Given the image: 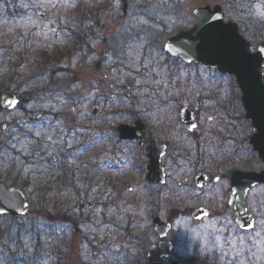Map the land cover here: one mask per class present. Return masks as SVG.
<instances>
[{
    "label": "snow or ice",
    "instance_id": "6c2138e0",
    "mask_svg": "<svg viewBox=\"0 0 264 264\" xmlns=\"http://www.w3.org/2000/svg\"><path fill=\"white\" fill-rule=\"evenodd\" d=\"M8 2L11 3V0ZM102 2L103 0H28L21 5L28 10L21 21L24 28L22 36L10 40L7 46L0 43V52L23 51L26 55L29 51H50L57 46L73 49L62 57L65 61L63 67L72 71L57 73L53 83L41 88L42 92H47L49 97L58 101H49L42 107H51L58 117L48 115L31 121L21 120L19 124L10 127L7 121L13 119V111L18 110L20 101L10 95L0 96V121H3L0 123V133L10 137L6 142L8 146L25 155H34L36 161H44L38 166L34 164L30 168H17V172L25 177L29 173L32 175L31 186L26 188L29 200H35L37 205L45 199L79 200L80 192L77 189L86 188L84 183H80L82 177L79 173L82 171L99 177L101 169L110 166V160H99L98 154H95L88 158V163L77 161L97 147L105 149L106 152L112 151L109 142L115 145L124 143L120 153L123 157L122 167L138 161L135 171L143 176L142 180L133 185H125L124 195H137L139 201L155 192L157 184L153 183L154 180L167 184V181L160 179L161 169L157 164L165 155L166 144H161L154 135L158 127L162 128L163 121L153 116L149 107L142 105H152V98L160 95L162 89L166 96L182 95L180 88H176L174 92L167 91L169 84L173 83V78L160 54L166 52L178 55L183 50L185 56L193 54L206 66L199 69L198 73L189 71V76L194 77L191 87L185 85L189 93L197 89L195 95H199V88H205L218 79H225L229 84L233 78L238 81L242 93L232 96V107L236 113L232 126L237 133L236 140L242 147L239 151L217 149L210 152L209 161L211 166L216 167L211 176L201 174L190 187H185L176 183L181 173L187 175L184 169H180L177 177L172 178L173 186L178 193H183L189 205H205L190 215L201 221L202 227L192 231L202 233L195 239L205 249L206 262L207 253H212V264H261L264 262V208L250 196L256 190L264 191L253 183L258 179L253 174L256 170L264 174V69L261 68L264 61L260 59L264 56V46H255L254 35L242 38L237 33L232 22L233 4L228 3L222 9L221 0H175L173 3H170V0H156L155 3L152 0H144L145 14L154 16L161 8L169 9V14L175 16V19L170 21L169 30L175 31L177 25H183L188 31L176 40L157 45L147 41L139 32H131L126 24H122L116 33L108 34L105 40V28L100 23L101 14L92 12ZM116 3L118 4L119 0H116ZM140 3L141 0H133L132 6H139ZM238 6L246 7L244 4ZM249 7L254 8L257 18L264 21V2ZM129 15L134 17L135 13ZM85 29L89 33L95 29V35H89L77 46L76 41L85 34ZM246 39L248 42H245ZM101 41H104L103 47ZM146 48L151 49L147 54ZM32 60L34 61L35 57H32ZM10 62L9 56L8 63ZM187 62L191 64L192 60ZM0 63L3 61L0 60ZM101 66L103 71L100 70ZM17 67L23 68V61ZM208 73H211V77ZM183 75L184 73L177 74L175 80H179ZM51 78L50 72H43L24 84H35L39 80L50 81ZM129 80L132 87L126 84ZM121 92L127 94L120 97ZM134 96L138 98L133 100ZM183 99L187 100L188 97ZM67 105L72 107L65 111ZM105 105L109 108L102 112ZM155 106L160 110L159 104ZM182 109L183 103L179 102L175 109L166 104L163 110H175L180 113ZM141 117L147 120V125L141 122ZM166 118L169 121L172 119L171 116ZM217 123L219 120L213 114L205 113L199 122L189 124L187 131L199 132L202 125H206L208 132L205 135H210L211 129ZM100 124L105 125L102 132L92 127ZM169 127L172 125L169 124ZM17 132L20 134L13 135ZM89 133H92L91 138L84 142V137ZM177 134L175 131L168 133L169 137ZM127 153L132 155L128 156ZM17 160L18 157L10 156L6 151L0 153V163L6 166L16 165ZM146 160L150 163L145 164ZM90 164L96 167L92 168ZM201 164L203 166V161ZM220 164L224 167L220 168ZM164 171L165 175H171L167 170ZM66 172V183H50ZM2 174H7V167ZM207 180H210V183L205 184L204 181ZM41 188L45 190L41 191ZM47 188L57 190L47 191ZM60 188L64 191H59ZM87 188V194L94 196L99 190V185H88ZM105 191L112 193L110 188ZM168 191H171V187ZM156 195L160 194L157 192ZM22 196L24 193H17L15 188L0 186V218H6L10 212H18L23 223L28 216L24 210L29 208V203L18 199ZM205 197L207 199H204ZM163 198L166 200L167 196ZM217 198L227 205L218 215L209 211L212 202ZM236 203L244 210L240 220L228 214L229 209ZM122 204L124 212H128L127 202L122 201ZM72 211L78 212L79 208L73 206ZM100 211L102 209H91L93 216L98 215ZM133 211L143 215L139 204ZM249 212L253 213L251 217L245 215ZM205 220L207 223H204ZM115 223L117 222L114 221ZM38 227H43L42 222H38ZM68 230L67 224L55 225L54 239L58 240L60 234ZM121 230L122 227L118 228L117 232ZM110 239L111 247L119 252L120 246L115 234ZM29 240L30 235L23 239L22 246L11 259L18 261V264H48V252L43 247L31 244ZM47 243L48 241H45V244ZM3 255V252H0V257ZM119 259L117 256L118 264ZM137 264H145V261L138 258Z\"/></svg>",
    "mask_w": 264,
    "mask_h": 264
},
{
    "label": "rangeland",
    "instance_id": "374dc122",
    "mask_svg": "<svg viewBox=\"0 0 264 264\" xmlns=\"http://www.w3.org/2000/svg\"><path fill=\"white\" fill-rule=\"evenodd\" d=\"M256 1L258 3L264 2V0ZM120 2L121 0H119V3L117 4L116 0H108L107 4L101 6L102 10H104L102 19L103 24H105L106 40L108 38V34L116 33V31L121 28L122 24H126L127 27H134V30L137 32H141L143 30L144 23H142V25L136 24L139 21L136 16L130 17L128 14V16L124 19L125 16L120 12ZM221 5L224 7L222 3ZM142 7H144V5L142 4L141 6V3L139 6L135 7L130 5L128 12L135 14L144 13ZM169 12V9L161 8L160 11L152 17V20L156 22L155 25H151L153 31L150 33L143 31L145 33L144 38L147 41L158 45L162 42H166L169 36H172L179 30L187 29L183 25H177L175 31H170L169 24L171 20L175 19V16L170 15ZM251 13L257 17L254 8L251 9ZM254 19L255 29L259 26V21L262 23L259 30L253 31L254 27L251 26L252 34L248 33V35H245L243 33V35L246 38H250L251 35H254L256 37V46L259 42L264 41V21H261L258 18V21L256 18ZM232 20L238 23V21L234 18H232ZM163 24H165V26ZM244 24V26L249 24L245 18ZM239 25L242 29V24ZM246 28H248V26ZM128 29L131 30V28ZM9 41V34H5L4 29H2V32H0V43H3L7 46ZM103 45H101V47H103ZM68 50L70 49H62L57 46L50 50V56L54 57L56 52L60 51L61 53H65ZM149 50L151 51L150 48ZM35 54V57L39 59L42 57L41 50L35 51ZM9 56L12 58L11 63L7 64L8 66L4 65L8 62ZM160 56L162 58V62L167 65L171 78H173V83L169 84L167 91L174 92L176 88H180L182 95L166 96L163 94L164 90L162 89L160 95L152 98L154 101L152 105H142L143 107H149L153 116L158 117L163 121L162 128L158 127L157 132L154 133V135L158 137L159 133H161L160 131H162V140L165 141L166 139H172V137H169L168 133L170 131H175L178 133L175 136H178L180 139H184V134L182 132L183 127L180 122V113H177L175 110L170 112L164 111L163 109L166 104L171 105L172 108L175 109L177 104L182 102L183 106H188L193 111L202 110L200 114L204 115L205 113H211L215 117L222 116L219 114V108L223 107L225 114L229 113L230 115H236L235 110L232 107L231 96L229 93L226 96L224 94L229 89L230 92L234 91L236 86L238 90L236 93L237 95H240V91L234 78L230 84L226 83L225 79H218L205 88H199L198 86L199 95H195L197 89H193V92L189 93L185 88V85L191 87L194 79V77L189 76V71L198 73L199 69L203 68V66L191 65L187 67L184 64L172 59L167 61L162 52ZM14 58L16 57L13 56L11 51L0 52V60L3 61V63H0V96L7 91H15L20 88L19 90L21 91L23 97L27 98L29 95L30 100L27 103L25 102L18 110L13 112V119L11 121H7L9 126L11 127L12 123H19L21 120L31 121L39 116L41 117L51 115L55 117L56 113L52 111L51 107L45 109L42 107V102H40L41 88L47 87L48 84L53 83L55 80H39L35 84L29 83L27 85L24 84L25 81L21 82L18 79L11 81V76H13L15 72V65L11 66V64H15L16 59ZM47 67L50 68V65ZM100 70L103 71L102 66ZM34 71L35 66H31V71H29V74L27 75L28 79L26 81H32L33 78L39 74V72L34 73ZM179 73H184V75L179 80H175V77ZM208 75L211 77V73H208ZM129 81H127L126 84L129 83ZM126 94V92H121L119 95L120 97H123ZM183 97H188V99L185 100ZM137 98L138 97L134 96L132 99L135 100ZM156 104L160 105V110L156 108ZM28 105H32L33 107L29 108ZM68 107H72V105L65 106V111H67ZM108 108L109 106L105 105V109L101 111H106ZM4 115H6V113H4ZM167 116L172 117L171 121L166 118ZM151 118L152 116L149 117V119ZM141 119L147 125V120L144 117H141ZM0 123H3V121H0ZM169 124H171L172 127H169ZM92 127L97 131L102 132L105 128V125H93ZM91 136L92 133L86 135L84 137V142H87ZM7 137L9 136L0 133L1 142L6 144V142L3 140H6ZM109 144L112 147V151L106 152L105 149L97 147L93 149L92 152L82 155L77 161V163H88V158L94 156L95 154H98L99 160H104L105 158L110 160V166L102 168L101 175L99 177L82 171L79 173V175L82 177L80 183H84L86 185L84 190L77 189V191L80 192L79 200L64 199L61 201L59 199H45L41 201L39 205H37L35 200H31V210L33 211V214L27 217V219H24L23 223H21V220L12 221L11 219H1V231L5 230L3 237L14 238L19 244L22 245L23 240L19 241V237L23 238L30 235L29 242L37 246V240L35 239L36 231L38 232V229L42 232L45 231L46 238L43 239V244L41 247H43L48 252V264H118L116 260L117 256L120 258L119 264H137L138 258H142L146 262L147 249L158 241L153 231V218L155 217V214H158V216H160L164 221H167L169 216H177L181 210L187 212L188 209L205 206L204 203L189 205L188 199L184 198L183 193H178V191L173 190L172 187L170 192L168 191V188L157 187L153 194L145 196L139 201L137 195H124L125 185H133L136 181L143 179V176L135 171L136 163L139 162L137 161L134 164H127L122 167L123 157L120 155V153L123 150L124 143L115 145L113 142H109ZM188 149L190 152L194 150L193 143L188 142ZM171 151L172 150H170V153ZM127 155L131 156L132 153H127ZM171 157L172 154L169 155V166L173 167ZM145 164H148L147 160L145 161ZM113 165L114 167H112ZM90 167L95 168L96 165L90 164ZM17 168H24V165L20 163L16 165H10L9 169L7 170V174L4 175L2 173L5 169V166L4 164L0 165V175H2L5 179H8L12 175V172L15 174L18 173ZM117 169H119V171H117ZM66 182L67 180L61 179L62 184ZM185 184H183V186H185ZM88 185L93 187L99 185V190L94 194V196H89L87 194ZM109 188L112 190L111 194L105 191ZM261 189L264 188L261 187ZM60 190L61 192L64 191L63 188H60ZM157 192L160 194L159 196L156 195ZM165 195L167 196L166 200L163 198ZM204 199H207V197ZM251 199L256 200L258 205L264 208V191L256 190L253 192ZM122 201L127 202V205L129 206L128 212H124ZM158 201L159 206H157ZM138 204L141 207L143 215L136 214L133 211V209H135ZM73 206L78 207L79 211L73 212ZM110 207L111 211H109ZM224 207H226V204H222V201L217 198L212 202L210 209L214 212V214L218 215L223 211ZM93 208L102 209V211H100L98 215L93 216L91 213V209ZM45 212H52L53 215H66L63 217L65 219L62 221H64V224L69 226V230L66 233L60 234V238L58 240L52 237L54 233L45 230L46 219L44 216L39 215V213ZM228 214L233 218L235 217L231 210H229ZM72 218H75L77 222L81 223V226H79L80 230L73 227L72 224H74L73 221L75 220L72 221ZM95 221H101L102 223H95ZM114 221L117 223L114 224ZM177 221L180 222L177 223ZM38 222H42L43 227H38ZM204 223H207V220H205ZM22 224H25L29 227L30 231L28 235L26 233L18 234ZM173 224V231L169 236V239L175 245V256L173 260H177L180 264H212L213 254L207 253L206 262L205 249L203 245L199 244L195 239L198 234L202 235V233L192 231L193 229L201 228V222H196L191 217L180 215L178 218H176ZM121 227L122 230L117 232V229ZM79 234L83 240L76 239ZM113 234H115V237L119 243V252H116V250L111 247L112 241L110 237H112ZM4 241H2L1 244H3ZM45 241H48L47 245L50 244L51 248L53 249L48 250ZM76 241H78L79 244L83 243L82 248L80 247V249H77L78 254L76 253V255H72L73 251H71L70 248L74 247V243ZM1 249L2 246L0 245V251ZM128 254H130V256ZM59 259H61V261ZM173 260L168 262V264L172 263ZM261 264H264V262H261Z\"/></svg>",
    "mask_w": 264,
    "mask_h": 264
},
{
    "label": "trees",
    "instance_id": "16d2710c",
    "mask_svg": "<svg viewBox=\"0 0 264 264\" xmlns=\"http://www.w3.org/2000/svg\"><path fill=\"white\" fill-rule=\"evenodd\" d=\"M152 1L154 3L156 2V0H152ZM221 1H223L221 3L225 7L228 3L233 4L232 18L237 20L239 24H242V29H241L242 33H244L245 35L246 34L248 35V33L252 34L251 26L254 27L253 31L259 30V28L261 26L259 25L255 29V24H254L255 19L254 18H257V17H255L251 13L252 8L249 7L250 5H254L256 0H238V2H234V0H221ZM27 2H28V0H11V3H9L8 0H0V32H2V29H4V32L6 34H9L10 40L15 39L18 36H22V34L24 32V28L21 25V21H22V18L24 17L25 12L28 10H26L21 5L25 4ZM107 2H108V0H103V2L99 5L98 8H95L92 10V12L94 14L95 13L101 14L100 23L103 26H104V24H103L102 15L104 13V10H102L101 6L107 4ZM173 2H175V0H170V3H173ZM120 3H121L120 12L126 18L129 14L128 10L130 8V5L133 4V0H121ZM142 4L144 5V0H141V6H142ZM238 4H244L246 7L241 8L238 6ZM234 10H235V12H234ZM73 15H79V13H73ZM135 16L139 20L136 24L142 25V23L140 21H145L143 24V30L141 32H139L141 36L145 37V33L143 31H147V33H150L153 31L151 25L156 24V22H154L152 20L153 16H148L145 13H137V14H135ZM244 18L249 23L247 25L248 28H246L247 26H244L245 25L244 24ZM260 24H262V23L260 22ZM163 25L165 26V24H163ZM128 28H131V32H133V33L137 32L134 30V27L128 26ZM89 35H95V29H93L92 32H90V33L88 32L87 29H85V34L80 36L76 41L77 46H79L84 40H86ZM29 39H34V37H29ZM105 40H106V37H105ZM100 44L103 45L104 41H101ZM37 51H39V50H37ZM71 51H73V49H70V50L66 51L65 53H61L60 51H58V52H56L54 57L50 56L51 51H42V54H41L42 57L40 59L35 57V55H36L35 51H29L27 53V55L23 51H16L14 53L12 52L13 56L16 57V58H14V59H16V61H15V64H11V66L15 65L14 66L15 72H14L13 76H11L12 77L11 81L17 80V79L20 80L21 82L26 81L28 79L27 75L29 74V71H31V66H35L34 73L50 72L52 74L51 80H53V79L56 80V74L57 73L63 74L66 71L67 72L72 71L71 69H65L63 67V64L65 63V61L62 60V57L66 56ZM163 56H164V54H163ZM32 57H35L34 61L32 60ZM11 60H12V58H11ZM21 61H23L24 67L18 68L17 66L21 63ZM167 61H170L169 57L167 58ZM10 63L7 62L4 65H7ZM48 65H50V68L47 67ZM127 86L132 87V84L130 81H129V83H127ZM19 89L20 88H18V90ZM29 97H30L29 95L27 98H24L23 95L21 96V106L25 102L27 103L30 100ZM49 101H51V103H58V101L54 100L52 97H49L47 92L41 91L40 92V102H42V104L44 105L46 103H49ZM55 117H58L57 113L55 114ZM16 124H19V123H15V124L12 123V125H16ZM19 134H20L19 132L13 133V135H19ZM7 138H8V140L10 139V137H7ZM17 147L19 148V145H17ZM5 151L10 156L18 157L17 164L18 163L23 164L24 168H30L34 164H36L38 166L39 164L44 163V161H36V157L34 155H31V156L25 155L23 153L18 152L16 149L9 147L7 143L6 144L0 143V153H3ZM68 151H73V150H68ZM3 164L4 163H0V165H3ZM4 166L7 167V170H8L10 165L6 166L4 164ZM42 178L43 177H41V179ZM0 179L3 182H6L8 184L19 185L20 187H22V189H24L26 191V188L31 186L32 175H31V173H29V175L27 177H25L22 174H19V173L15 174L12 172V175L10 176V178L5 179L2 175H0ZM57 181L59 182V180H57ZM57 181H55V180L50 181V183L55 184ZM44 190H45V188H41V191H44ZM46 190L47 191H56L57 189L56 188H47ZM51 221H52V223H54V221H56V219L51 218ZM0 231H1V227H0ZM28 233H29V231H28ZM28 233H27V235H28ZM2 237L3 236H0V238H2ZM23 238H25V237H23ZM23 238L19 237V241H22ZM36 239H37V247H41L43 244L42 241L44 239V232H42V231L37 232ZM2 241H4V240L0 239V245L2 246V248H5V250L3 252L4 257H6L8 255H11V257H14L17 254L19 248L22 246L15 239H12V241L8 245L1 244ZM8 248H10L11 251ZM47 248L53 249V248H51L50 245H48ZM11 260H12V262H11ZM59 260L61 261V259H59ZM8 264H18V261L10 258V261L8 262Z\"/></svg>",
    "mask_w": 264,
    "mask_h": 264
},
{
    "label": "flooded vegetation",
    "instance_id": "af4514ba",
    "mask_svg": "<svg viewBox=\"0 0 264 264\" xmlns=\"http://www.w3.org/2000/svg\"><path fill=\"white\" fill-rule=\"evenodd\" d=\"M234 91L230 92V89L226 91L225 96L229 93L231 96H238L236 92H238L236 86ZM240 91V90H239ZM223 104V103H221ZM225 105V104H223ZM228 106V105H227ZM221 117H216L219 120L212 129L210 135H205L208 132V127L206 125H202V130L199 132L189 133L187 128L182 124V132L184 134V139H180L178 136L172 137V139H166L163 141V132L160 131L158 138L162 143L168 144V154L165 157L163 163L164 167L171 175H167V181L169 182L165 188L172 187L173 190L177 191L176 187L173 186V179L177 177L180 169H184L187 172V175L183 173L180 174L179 178L176 180L177 184H185V187H190L194 182L196 177H199L201 174L206 176H211L213 172L216 171V167L211 166V162L209 161V153L214 152L217 149H235L239 151L242 145L236 140V131L233 128V117L235 115L225 114L223 107H220ZM196 113L197 122H199L200 111H194ZM188 142L193 143L194 150L191 152L188 149ZM204 142V143H203ZM170 150L171 153H170ZM172 154L171 161L173 167L169 166V155ZM203 161V166L201 164ZM193 165L195 167H193ZM220 168H223L224 165L220 164ZM254 173H261L259 170H256ZM210 183V180H208ZM188 185V186H187ZM263 187L262 184L259 188ZM253 194V193H252ZM252 194L250 198L252 197ZM233 199H235L233 197ZM237 207H240L239 203H236ZM227 207V206H226ZM229 210L233 212L235 215L234 207H231ZM248 214L252 215L253 213L249 212Z\"/></svg>",
    "mask_w": 264,
    "mask_h": 264
},
{
    "label": "water",
    "instance_id": "95a60500",
    "mask_svg": "<svg viewBox=\"0 0 264 264\" xmlns=\"http://www.w3.org/2000/svg\"><path fill=\"white\" fill-rule=\"evenodd\" d=\"M233 26L237 30V33L239 35H241L240 34L239 26L236 23H234V22H233ZM187 31L188 30H182V31H180L177 35H175L174 37H171L167 42L176 40V38L178 36L183 35ZM241 37L242 38H245L242 35H241ZM245 42H248V40L246 39ZM260 46H264V42L260 43L257 47H260ZM175 47L176 46H174V48ZM168 54L170 56L174 57V58L181 59L186 64H189L187 61L190 59V60H192V63L191 64L203 65V63L200 60H198L195 57V55L188 54L187 56H185L183 54V50H181L180 51V54H178V55H174V54H170V53H168ZM260 59L262 61H264V56H261ZM263 65H264V63L261 64V68L262 69H263ZM203 66H205V65H203ZM237 83H238V81H237ZM238 85H239V83H238ZM4 95H10L13 98L18 99V94L17 93H5ZM18 105H17V107H18ZM182 120H183L184 123L187 124V126L189 124H191V123H195L194 115L188 109H185L182 112ZM166 149H167V147L165 148V155H166ZM163 158L164 157H162L160 160H158L157 161V164H158V167L161 169V171H160V179L163 180V181H165V171H164V168L162 167V160H163ZM149 163H150V161H149ZM253 174L256 177H258V179H256V180L253 181L254 184H256V185L264 184V174H255V173H253ZM153 183H156V184H164V183H159L158 181H155V180L153 181ZM0 186L8 187V186L2 185V184H0ZM8 188H15V190H16L17 193H21V192L24 193L21 189H19L17 187H8ZM18 199H22V200H24L25 202L28 203L27 197H26L25 193H24V196L18 197ZM237 209H238V213H237L238 216H240L242 213H244L243 208L237 207ZM24 211H26L27 213H29V210L28 209H26ZM8 215H10V216H19L18 212L17 213L10 212ZM238 220H240V219H238ZM171 229H172V225L170 223L169 224H166V223L162 222V220L159 217H157V218L154 219V230H155V233L161 239H166L167 236H168V234L170 233ZM173 249H174V246H173L172 243L167 242V241H161V243H159L158 245L152 246L148 250V255H147L148 261L150 262V264H164V262H163V259L164 258H167L168 259V258L173 257ZM174 264H178V263L175 262Z\"/></svg>",
    "mask_w": 264,
    "mask_h": 264
}]
</instances>
